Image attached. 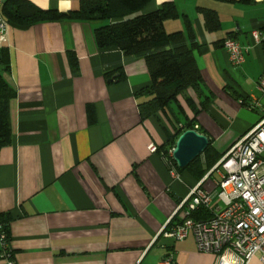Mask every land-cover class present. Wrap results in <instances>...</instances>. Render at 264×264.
Listing matches in <instances>:
<instances>
[{
  "label": "crops",
  "instance_id": "0c3cea01",
  "mask_svg": "<svg viewBox=\"0 0 264 264\" xmlns=\"http://www.w3.org/2000/svg\"><path fill=\"white\" fill-rule=\"evenodd\" d=\"M24 1L59 13L79 11L82 2ZM168 2L181 17L167 20L164 29L184 31L183 17L188 18L198 46L196 63L211 95L197 126L224 157L264 118V96L232 90L237 83L223 46L229 38L253 46L237 73L260 93L264 0H153L148 10ZM198 8L216 11L221 29L208 31ZM101 25L87 20L10 24L4 46L10 67L3 76L16 95L10 103L12 141L0 151V211L14 218L9 243L15 260L162 264L172 255L175 264H214V255L198 250L193 233L175 241L162 232L176 222L191 190L202 183L204 190L215 191L220 174L214 166L197 181L164 155L161 148L173 126L163 117L143 120L139 105L148 98L136 97L150 84L148 66L118 49L101 50L95 40ZM254 31L262 34L260 44ZM188 95L195 97L192 91ZM179 101L193 118L184 99ZM0 264H5L1 247Z\"/></svg>",
  "mask_w": 264,
  "mask_h": 264
},
{
  "label": "trees",
  "instance_id": "16d2710c",
  "mask_svg": "<svg viewBox=\"0 0 264 264\" xmlns=\"http://www.w3.org/2000/svg\"><path fill=\"white\" fill-rule=\"evenodd\" d=\"M152 2L153 0H82L79 11L59 13L38 9L24 0H6L2 14L10 24L23 27L39 22L65 20L101 22L102 25L95 30V40L101 50L118 49L145 60L150 84L136 93L137 99L148 98L139 105L141 117L143 120L163 117L173 126L172 134L167 131V140L161 149L180 172L187 171L200 181L223 157L215 149L213 140L210 139L204 153L186 168L178 167L170 155L183 132L195 130L204 133L200 127L196 129V119L211 104V95L205 92L203 78L196 63L195 51L198 46L195 34L187 17H183L186 25L184 31L167 33L164 23L179 19L180 12L172 2L150 11L148 6ZM198 11L203 16L208 31L217 32L221 29L216 11L205 8H198ZM71 62L76 65L73 55ZM9 63L8 49L0 48V151L12 141L10 103L16 94L3 76L9 70ZM189 91L195 97L188 95ZM180 97L186 102L193 118L186 114L179 101ZM241 102L243 105L246 103L244 99ZM191 217L201 221L211 218L212 214L201 207ZM13 219L10 214L0 211V231L6 234L8 240L9 225Z\"/></svg>",
  "mask_w": 264,
  "mask_h": 264
},
{
  "label": "built area",
  "instance_id": "2783aa9c",
  "mask_svg": "<svg viewBox=\"0 0 264 264\" xmlns=\"http://www.w3.org/2000/svg\"><path fill=\"white\" fill-rule=\"evenodd\" d=\"M6 0H0V48L5 46L10 23L3 17ZM255 44L263 40L259 31L252 32ZM234 67L246 62L253 47H243L234 39L223 44ZM264 94V73L257 82ZM198 129V126H196ZM150 152L157 147L151 144ZM220 180L213 192L193 188L177 212L176 222L164 228L166 238L183 241L193 233L198 250L215 256L214 264H264V118L242 136L215 166ZM209 210L212 217L198 221L191 217L199 208ZM0 247L5 264H17L6 234L0 231ZM162 264H175L167 256Z\"/></svg>",
  "mask_w": 264,
  "mask_h": 264
},
{
  "label": "water",
  "instance_id": "95a60500",
  "mask_svg": "<svg viewBox=\"0 0 264 264\" xmlns=\"http://www.w3.org/2000/svg\"><path fill=\"white\" fill-rule=\"evenodd\" d=\"M210 139L195 130L183 132L172 150V157L178 167L186 168L192 161L204 153Z\"/></svg>",
  "mask_w": 264,
  "mask_h": 264
},
{
  "label": "rangeland",
  "instance_id": "374dc122",
  "mask_svg": "<svg viewBox=\"0 0 264 264\" xmlns=\"http://www.w3.org/2000/svg\"><path fill=\"white\" fill-rule=\"evenodd\" d=\"M241 67V66H240ZM240 67H234L233 65H231V70H232V72H233V74H234V77H235V81H236V83L237 84H235L234 82L232 83V86H233V88H232V90L235 92V91H237L238 93H243V90H245V91H247L248 93H251V91L253 90L254 92H252L254 95H257L258 97H263L264 95H262L261 93H257V92H255V89H254V87L253 86H249V85H247L244 81H243V78H241L239 75H238V70L240 69ZM241 87H242V89H241ZM236 93V92H235ZM253 106H257L256 104L255 105H253ZM245 110L246 111H248V112H250L251 114H255L258 118H259V116L257 115V112H254V111H251L250 109H247V108H245ZM252 264H261V263H259L257 260H254L253 262H252Z\"/></svg>",
  "mask_w": 264,
  "mask_h": 264
}]
</instances>
